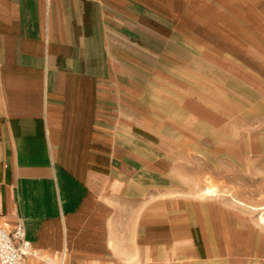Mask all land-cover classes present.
I'll return each mask as SVG.
<instances>
[{
  "label": "crops",
  "instance_id": "obj_1",
  "mask_svg": "<svg viewBox=\"0 0 264 264\" xmlns=\"http://www.w3.org/2000/svg\"><path fill=\"white\" fill-rule=\"evenodd\" d=\"M263 155L264 0H0V228L25 264H163L184 236L206 262L192 166Z\"/></svg>",
  "mask_w": 264,
  "mask_h": 264
},
{
  "label": "rangeland",
  "instance_id": "obj_2",
  "mask_svg": "<svg viewBox=\"0 0 264 264\" xmlns=\"http://www.w3.org/2000/svg\"><path fill=\"white\" fill-rule=\"evenodd\" d=\"M192 171V179L178 194L186 204L179 207L188 214L183 220L187 223L194 212L193 203L202 202L200 208L212 227L209 235L213 242V254L208 261L198 263L191 256L186 236L177 241L168 237L167 260L163 264H264V223L260 220L264 217V155L242 157L230 163L218 161L214 165H194ZM207 186L216 187V196L208 198L203 194ZM173 197L169 192V198ZM169 207L172 212L177 209L175 204ZM213 212L220 216L219 236L211 223ZM168 222H171L170 216ZM194 223L195 220L187 224ZM127 239L130 244L121 243L119 248L138 253L141 248L139 237L136 236L137 245L133 237ZM120 264L137 262L126 259Z\"/></svg>",
  "mask_w": 264,
  "mask_h": 264
},
{
  "label": "built area",
  "instance_id": "obj_3",
  "mask_svg": "<svg viewBox=\"0 0 264 264\" xmlns=\"http://www.w3.org/2000/svg\"><path fill=\"white\" fill-rule=\"evenodd\" d=\"M37 253L22 226L14 232L0 228V264H25L28 258H37Z\"/></svg>",
  "mask_w": 264,
  "mask_h": 264
},
{
  "label": "bare ground",
  "instance_id": "obj_4",
  "mask_svg": "<svg viewBox=\"0 0 264 264\" xmlns=\"http://www.w3.org/2000/svg\"><path fill=\"white\" fill-rule=\"evenodd\" d=\"M186 120V119H185ZM189 121V120H188ZM188 124V123H187ZM217 189L213 186H207L203 189V194L208 197L216 196ZM261 222L264 223V217L260 218ZM260 222V221H259ZM261 225V224H260ZM199 239V238H198ZM38 252V250H36ZM40 257V253H37V258ZM210 257V256H209ZM203 259V258H202Z\"/></svg>",
  "mask_w": 264,
  "mask_h": 264
}]
</instances>
